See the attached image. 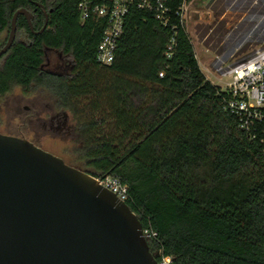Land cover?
Returning a JSON list of instances; mask_svg holds the SVG:
<instances>
[{
	"label": "trees",
	"instance_id": "trees-1",
	"mask_svg": "<svg viewBox=\"0 0 264 264\" xmlns=\"http://www.w3.org/2000/svg\"><path fill=\"white\" fill-rule=\"evenodd\" d=\"M80 2L0 0V34L17 10L33 14V30L18 15L16 40L0 57V96L39 86L72 113L94 169L85 171L127 185L130 209L158 233L148 239L158 261L264 264V149L224 108L185 24L174 12L165 25L132 8L115 61L100 66L106 18L82 22ZM48 51L69 58V70L46 68Z\"/></svg>",
	"mask_w": 264,
	"mask_h": 264
},
{
	"label": "water",
	"instance_id": "water-1",
	"mask_svg": "<svg viewBox=\"0 0 264 264\" xmlns=\"http://www.w3.org/2000/svg\"><path fill=\"white\" fill-rule=\"evenodd\" d=\"M24 14L15 12L2 57ZM48 24V13L43 32ZM0 264H160L127 202L34 142L0 133Z\"/></svg>",
	"mask_w": 264,
	"mask_h": 264
},
{
	"label": "rangeland",
	"instance_id": "rangeland-1",
	"mask_svg": "<svg viewBox=\"0 0 264 264\" xmlns=\"http://www.w3.org/2000/svg\"><path fill=\"white\" fill-rule=\"evenodd\" d=\"M184 22L202 71L221 88H226L231 79L216 72V58L222 56L232 62L264 45V0H191ZM8 35L7 31L1 33L0 42ZM44 66L67 71L70 59L48 51ZM64 112L68 115L67 127L57 129L58 123H51V118L55 114L63 117ZM0 133L26 138L70 165L94 171L82 157L83 143L72 113L39 86L28 91L16 86L0 96Z\"/></svg>",
	"mask_w": 264,
	"mask_h": 264
},
{
	"label": "built area",
	"instance_id": "built-area-1",
	"mask_svg": "<svg viewBox=\"0 0 264 264\" xmlns=\"http://www.w3.org/2000/svg\"><path fill=\"white\" fill-rule=\"evenodd\" d=\"M175 2L176 0H102L98 3L94 0H81L79 9L82 22L89 18H106V27L96 54L99 65L109 66L115 61L118 41L132 8L152 12L165 25L174 12L180 17L182 24H185L184 13L188 1L183 0L174 7ZM174 43L173 38L169 50H172ZM214 63L218 74L231 79L220 92L224 108L237 117L239 127L249 138L258 141L264 149V45L253 48L232 62L221 56ZM97 180L123 201L130 199L127 185L118 178L108 175L98 177ZM143 235L148 240L157 238L158 233L148 225L143 227ZM159 263L172 264V258L162 255Z\"/></svg>",
	"mask_w": 264,
	"mask_h": 264
},
{
	"label": "flooded vegetation",
	"instance_id": "flooded-vegetation-1",
	"mask_svg": "<svg viewBox=\"0 0 264 264\" xmlns=\"http://www.w3.org/2000/svg\"><path fill=\"white\" fill-rule=\"evenodd\" d=\"M2 96V95H1ZM63 117H61L60 114H55L54 116H52L51 118V123H53L54 121H56L58 123L57 129H61L63 127H67V123H68V115L64 112ZM61 118L63 120H61Z\"/></svg>",
	"mask_w": 264,
	"mask_h": 264
},
{
	"label": "crops",
	"instance_id": "crops-1",
	"mask_svg": "<svg viewBox=\"0 0 264 264\" xmlns=\"http://www.w3.org/2000/svg\"><path fill=\"white\" fill-rule=\"evenodd\" d=\"M208 79V78H207ZM209 80V79H208Z\"/></svg>",
	"mask_w": 264,
	"mask_h": 264
}]
</instances>
